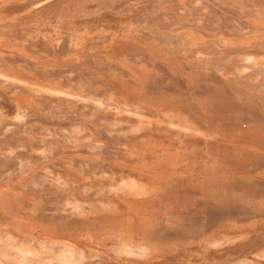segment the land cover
<instances>
[{
	"label": "rangeland",
	"instance_id": "1",
	"mask_svg": "<svg viewBox=\"0 0 264 264\" xmlns=\"http://www.w3.org/2000/svg\"><path fill=\"white\" fill-rule=\"evenodd\" d=\"M0 264H264V0H0Z\"/></svg>",
	"mask_w": 264,
	"mask_h": 264
}]
</instances>
